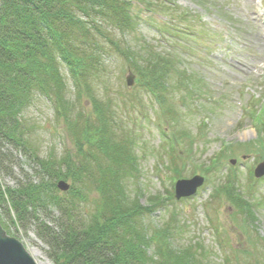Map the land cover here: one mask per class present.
Wrapping results in <instances>:
<instances>
[{
	"label": "trees",
	"instance_id": "1",
	"mask_svg": "<svg viewBox=\"0 0 264 264\" xmlns=\"http://www.w3.org/2000/svg\"><path fill=\"white\" fill-rule=\"evenodd\" d=\"M174 5L172 0H0V168L10 160L9 147L30 149L23 114L36 94L52 101L77 148L58 159H40L32 151L49 181L0 190V202L9 201L16 220H30L38 236L54 247L57 264H211V250L200 241L176 245L185 226L175 214L160 228L149 229L144 223L167 199L156 194L143 205L132 195L129 181L139 172L135 130L117 120L113 102L92 92L104 51L101 38L131 64L139 89L155 98L169 117L178 112L179 90L192 96L203 89L199 78L180 68L178 50L168 53L142 47L143 54L137 56V51L112 36L114 28L135 32L142 11L158 9L178 14L171 15L165 32L187 34L177 22L189 19V11L177 13ZM65 72L76 97L69 93ZM85 92L92 103L89 111L81 103ZM128 101L132 107L139 103L136 97ZM250 116L261 131L255 142L264 158V105ZM231 146L219 153V164L234 151ZM62 178L72 179L65 194L56 187ZM94 192V210L85 212L81 204ZM254 194L250 188L243 191L234 174L215 186L212 200L229 202L243 222L254 224L257 205L263 204L261 200L256 204ZM50 207L60 216L53 217ZM41 210L54 226L41 217ZM2 222L7 229V221ZM218 238L221 243L225 240L221 232ZM249 238L252 244L264 246V237L250 234ZM258 258L253 264H261ZM226 260L231 263L230 257Z\"/></svg>",
	"mask_w": 264,
	"mask_h": 264
},
{
	"label": "rangeland",
	"instance_id": "2",
	"mask_svg": "<svg viewBox=\"0 0 264 264\" xmlns=\"http://www.w3.org/2000/svg\"><path fill=\"white\" fill-rule=\"evenodd\" d=\"M262 1L259 4L258 0H172L177 13L189 11V19L177 22L187 32H179L180 36L164 31L163 27L169 25L176 13L172 15L161 9L155 13L142 11L135 32L111 30L112 36L122 46L137 51V56L143 54L142 47L168 53L178 50L180 68L200 79L203 89L197 94L190 96L180 90L176 93L179 108L171 117L163 112L155 98L139 89L138 74L115 46L99 39L104 51L92 92L113 102L117 120L135 130L139 172L129 181V188L143 205L156 194L167 199L144 218V223L149 229L160 228L175 214L185 226L184 233L176 238V245L185 247L200 241L211 250V264H227V257L230 264H253L255 257L264 264V246L261 242L252 244L249 238L250 234L264 237V175H255L264 158L255 142L261 131L247 111L249 107L260 108L259 102L264 98ZM65 73L69 93L76 97L72 80ZM130 75L134 81L131 85L127 81ZM131 97L138 98L135 107L129 104ZM81 101L86 110H92L86 92ZM23 119L31 146L26 148V153L20 147H9L10 160L0 168V190L18 188L28 182L39 183L43 179L49 181L50 177L43 174L32 151L40 159L50 156L58 159L67 150L77 152L65 121L57 117L48 97L36 94ZM227 144L234 151L219 164V152ZM177 170L181 171L180 176ZM234 174L243 191L253 189V200L263 201L261 206L257 205L254 224L243 222L229 202L212 200L215 186L232 179ZM195 175L206 179L197 193L188 198H175L176 180ZM67 181L72 184V179ZM59 192L66 193L61 189ZM94 195L96 192L82 202L85 212L94 210ZM48 211L53 217L60 216L55 207ZM40 214L54 226L44 210ZM211 218L213 221H209ZM0 219L2 224V220L7 221L8 234L20 240L38 264H57L54 247L38 236L30 220H16L8 200L0 202ZM220 232L224 243L218 238Z\"/></svg>",
	"mask_w": 264,
	"mask_h": 264
},
{
	"label": "water",
	"instance_id": "3",
	"mask_svg": "<svg viewBox=\"0 0 264 264\" xmlns=\"http://www.w3.org/2000/svg\"><path fill=\"white\" fill-rule=\"evenodd\" d=\"M128 84H133V75L128 77ZM256 177L264 175V161L255 169ZM206 179L201 175H195L189 179L177 180L175 186V196L177 199L189 197L197 193L200 186ZM58 188L67 191L71 185L62 178L59 180ZM0 264H38L34 256L29 252L25 245L16 237L10 236L5 231L0 221Z\"/></svg>",
	"mask_w": 264,
	"mask_h": 264
}]
</instances>
